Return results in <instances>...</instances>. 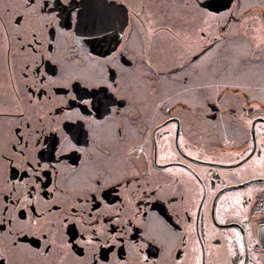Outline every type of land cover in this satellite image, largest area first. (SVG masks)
Wrapping results in <instances>:
<instances>
[{
    "label": "flooded vegetation",
    "instance_id": "flooded-vegetation-1",
    "mask_svg": "<svg viewBox=\"0 0 264 264\" xmlns=\"http://www.w3.org/2000/svg\"><path fill=\"white\" fill-rule=\"evenodd\" d=\"M44 3L0 0V264H92L94 255L96 264H143L142 255L153 264H264V217L253 213L264 190V0H69L74 11L109 19L111 44L95 50L85 45L92 34L65 25L64 0ZM210 15L222 17L215 30ZM52 16L58 23L49 26ZM236 41L244 45L232 51L247 56L237 67L208 61L217 43L226 56L222 43ZM50 44L56 63L41 57ZM36 65L55 80L51 99ZM230 68L238 75L221 81ZM92 95L115 103L99 112L80 103ZM78 113L101 123L81 128L73 143L82 151L58 144L59 158L53 151L49 160L41 146L51 148L50 119L81 125ZM25 145L52 165L39 195L18 167ZM27 192L31 219L44 214L39 230L17 203ZM117 208L137 221L119 247L94 250L77 243L88 235L79 224L60 227L65 211L74 220L102 211L107 234L119 228L109 223ZM137 208L147 216H133ZM144 234L157 240L138 249Z\"/></svg>",
    "mask_w": 264,
    "mask_h": 264
},
{
    "label": "snow or ice",
    "instance_id": "snow-or-ice-1",
    "mask_svg": "<svg viewBox=\"0 0 264 264\" xmlns=\"http://www.w3.org/2000/svg\"><path fill=\"white\" fill-rule=\"evenodd\" d=\"M33 3H35V0H32ZM64 3L68 5V7L62 8L61 11L66 17L65 25L67 26L69 20L71 21V24L74 26H78L80 29L89 32L92 34V40L90 41L93 44L103 46L105 44H111V41L108 40L104 35V28L109 24V19L104 15H94L89 16L84 12H77L74 11V5L69 3V0H64ZM113 3H115V0H113ZM47 6V0H45V3L41 5V7ZM23 17H21L22 19ZM19 22V21H17ZM53 22L58 23V19L56 16L50 17L48 20H46V23L51 26ZM63 29L60 30L58 34L54 36L57 41L59 40V37L62 35H65ZM121 34L123 35V29H121ZM33 40L36 43H39V40L36 38V33L33 31ZM31 46V42H30ZM52 45H49V55L47 57L43 56V53H41L42 58H46L49 60H52L53 63H56V61L52 58ZM36 51V49H34ZM117 55V52L114 50L112 51V55L106 57L104 59V64L110 63L114 57ZM97 63H100V61H97ZM27 67V66H26ZM115 67V65H113ZM35 75H36V81L39 85V90L44 91L45 93H48V98L51 99V93L49 92V89L54 86L55 80L52 76H49L47 71H41L39 65L35 66ZM107 83V82H106ZM107 87L109 89L112 88V83H107ZM88 95V94H85ZM72 100H76V96H71ZM31 102V101H30ZM62 104H66L67 102L64 100H61ZM80 103L87 106L89 109H95L97 112L100 111L101 107L104 108L105 111H108V106L110 104H114L115 101L111 97H101L99 95H92L91 98H83L81 97ZM62 111V109H61ZM116 108H112L111 112H116ZM79 120L83 122L81 125H77L75 123L69 125L64 124L62 121L57 119H50V123L54 124L55 127L51 128L50 131L54 133V136L52 137V145L51 148L47 144L42 145V148L48 149V159L50 160L52 157L53 151H55L57 158H59L61 148L65 145H71L72 149L75 151H82L80 148L77 147L76 143H73V141H76L78 143V137L81 133V128L84 125H87L89 128L93 124H99L101 121H96L91 118V116H85L83 114L78 113ZM71 115L68 113H64L63 119L64 120H71ZM42 123V121H41ZM36 144H39L40 141L37 138L35 141ZM60 145L61 148H58L57 145ZM25 147L26 154H22V162L21 165H18V167H22V170L25 171V174L28 176L27 180L23 181V184L25 185V188L32 187L36 192L37 195H39V191L41 190V183L38 181L42 180L43 177H47L49 175L47 169L52 167L50 163H42V160L45 159L43 151H40L39 149V156L33 154L30 151H27V145ZM15 189V186H13V189ZM49 192H52L53 189L49 188ZM31 196V192H27L24 201H21L20 198H17V203L20 204V207L22 209L21 215L27 216L28 221L30 224L35 227L37 230L40 228V220L44 219V214L41 213L36 220H32L31 216L36 214L37 209L34 206V201L32 199H29L28 197ZM89 198L85 197V200L87 201ZM92 199L100 200L101 203L103 201L101 200V196L99 193H97L95 196L92 197ZM97 208H99V205H97ZM74 215V212L71 211H65L60 217V227L64 228L68 224H79L83 232H87V239H84L83 241H77V243H82L83 245L92 247L94 250L98 249L103 246H107V242L111 241L114 246L119 247L123 244V237L132 231V228L130 227L131 224L137 223V221L132 220L131 218H124L121 215L120 209H115L111 216L109 217V223L119 225V228H113L112 230L108 231L107 234H105V228L101 223V218L104 216V212L100 211L97 213V215H92L91 211L88 213L87 218H85L83 215L80 216L79 220H74L71 217ZM114 216L115 220H112L111 217ZM133 216H147L146 212H141L139 208H137L136 212L133 213ZM2 223V221H0ZM9 224L12 223L11 220L8 221ZM141 227H143V222L140 221ZM85 225L87 227H85ZM10 234V231H9ZM149 241L155 243L157 238L150 235V234H144L143 240L139 243L137 246L138 249H143L146 247V244L144 241ZM65 244L68 248L72 247V243L70 240H66ZM47 247V246H46ZM96 256H93V262L92 264H96ZM106 259V258H105ZM143 264H153V262L149 261V258L147 255H142L141 257ZM116 264H119V261L117 260Z\"/></svg>",
    "mask_w": 264,
    "mask_h": 264
},
{
    "label": "rangeland",
    "instance_id": "rangeland-1",
    "mask_svg": "<svg viewBox=\"0 0 264 264\" xmlns=\"http://www.w3.org/2000/svg\"><path fill=\"white\" fill-rule=\"evenodd\" d=\"M222 23H223L222 17L210 15V29L215 30L217 28L216 25L222 24ZM222 44L225 45L226 47L228 46L229 49H231V52H229V54H227L226 56H225L224 53H219L220 48H219V43H217L216 46H215L216 48H213L211 50V52L209 53V56H208V61L209 62H213L215 60H224L229 66L237 67L239 65V56L238 55H241L245 60L247 59V56H245V52H242V51L241 52H236L235 51L236 49L234 50V52L232 51V49H233L232 45H233V47L235 46V48H236L238 44L239 45H242V44L244 45L243 42H240V41L230 42L229 43L230 45L227 44V43H222ZM228 47L226 49H224V50H229ZM221 56H222V58H221ZM203 59L204 58H202V60ZM230 69H228V71H226L222 75L221 81H233L235 79L234 76L238 75V74L235 75V73H234V72H236V69H231V70ZM263 69H264V67L261 70H263ZM248 70H251L252 72H255V70H254V68L246 70L245 76L249 78V77L253 76V74H252L251 71H248ZM210 71H211V74H212L213 69H210ZM211 74H210V76H212ZM260 77H263L262 79H264V70L262 71ZM262 88H264V86ZM260 89L261 88H259V90ZM262 90H264V89H262Z\"/></svg>",
    "mask_w": 264,
    "mask_h": 264
},
{
    "label": "built area",
    "instance_id": "built-area-1",
    "mask_svg": "<svg viewBox=\"0 0 264 264\" xmlns=\"http://www.w3.org/2000/svg\"><path fill=\"white\" fill-rule=\"evenodd\" d=\"M253 213L256 217H264V190L259 194Z\"/></svg>",
    "mask_w": 264,
    "mask_h": 264
},
{
    "label": "water",
    "instance_id": "water-1",
    "mask_svg": "<svg viewBox=\"0 0 264 264\" xmlns=\"http://www.w3.org/2000/svg\"><path fill=\"white\" fill-rule=\"evenodd\" d=\"M84 13H88V11L87 12H84ZM87 33H89V32H87ZM87 47H89L90 49H92V50H95V46H93V43H91V42H89V41H86V44H85ZM98 52H100V50H98Z\"/></svg>",
    "mask_w": 264,
    "mask_h": 264
}]
</instances>
